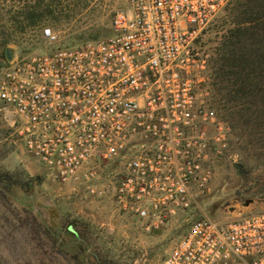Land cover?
Listing matches in <instances>:
<instances>
[{
  "label": "built area",
  "instance_id": "built-area-1",
  "mask_svg": "<svg viewBox=\"0 0 264 264\" xmlns=\"http://www.w3.org/2000/svg\"><path fill=\"white\" fill-rule=\"evenodd\" d=\"M229 1L128 0L109 36L74 44L44 28L49 48L0 71L28 157L61 185L110 193L147 234L196 209L211 194L208 149L226 148L228 130L195 44ZM162 264H264V211L195 217Z\"/></svg>",
  "mask_w": 264,
  "mask_h": 264
},
{
  "label": "rangeland",
  "instance_id": "rangeland-1",
  "mask_svg": "<svg viewBox=\"0 0 264 264\" xmlns=\"http://www.w3.org/2000/svg\"><path fill=\"white\" fill-rule=\"evenodd\" d=\"M36 2L0 0V71L12 59L49 48L44 28L57 35L58 45L74 44L111 32L116 13L128 7V0H44L55 14L21 32L13 19L26 3ZM247 3L230 0L195 44L200 55L210 54L201 91L228 130L226 148L220 151L211 143L208 149L211 194L154 233H145L110 193L96 197L82 186L52 179L28 157L11 114L0 103V264H162L195 217L226 220L264 211V113L256 111L257 102L247 118L250 123L240 125L214 102L213 61L225 37L245 17Z\"/></svg>",
  "mask_w": 264,
  "mask_h": 264
},
{
  "label": "trees",
  "instance_id": "trees-1",
  "mask_svg": "<svg viewBox=\"0 0 264 264\" xmlns=\"http://www.w3.org/2000/svg\"><path fill=\"white\" fill-rule=\"evenodd\" d=\"M44 3H26L13 19L16 28L22 32L37 27L45 17L54 15L52 4ZM245 6V17L225 37L219 57L213 61L214 102L232 123L240 125L250 123L247 118L257 102L255 110L264 113V0H248ZM109 35L110 32L91 39Z\"/></svg>",
  "mask_w": 264,
  "mask_h": 264
},
{
  "label": "water",
  "instance_id": "water-1",
  "mask_svg": "<svg viewBox=\"0 0 264 264\" xmlns=\"http://www.w3.org/2000/svg\"><path fill=\"white\" fill-rule=\"evenodd\" d=\"M8 60H11V53L7 52Z\"/></svg>",
  "mask_w": 264,
  "mask_h": 264
}]
</instances>
